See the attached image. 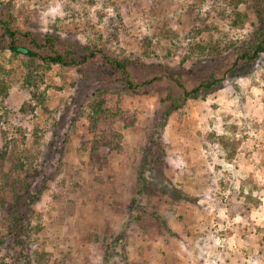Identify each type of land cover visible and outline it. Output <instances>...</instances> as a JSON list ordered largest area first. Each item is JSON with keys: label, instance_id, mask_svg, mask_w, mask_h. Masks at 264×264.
I'll list each match as a JSON object with an SVG mask.
<instances>
[{"label": "rangeland", "instance_id": "obj_1", "mask_svg": "<svg viewBox=\"0 0 264 264\" xmlns=\"http://www.w3.org/2000/svg\"><path fill=\"white\" fill-rule=\"evenodd\" d=\"M6 8L22 32L51 35L57 50L97 49L126 60L135 84L153 81L128 90L102 55L52 65L40 86L46 111L24 115L26 58L0 44V65L14 74L0 152L3 130L19 139L0 160V264H264V50L240 58L264 33V0H0ZM212 78V91L168 115L164 154L142 170L145 182H169L190 199L137 194L163 101ZM95 97L132 119L115 125L122 138L102 167L88 144L86 104ZM30 192L29 240L16 245L9 209L23 213Z\"/></svg>", "mask_w": 264, "mask_h": 264}, {"label": "trees", "instance_id": "obj_2", "mask_svg": "<svg viewBox=\"0 0 264 264\" xmlns=\"http://www.w3.org/2000/svg\"><path fill=\"white\" fill-rule=\"evenodd\" d=\"M6 7V6H5ZM260 15L264 14V8L261 11H257ZM0 44L3 50H8L14 58H19L24 56L25 61L22 62L24 74L21 79L20 87L28 92L29 99L26 100L18 112L20 114L27 115L29 113H34L38 108L46 111L45 101L46 96L43 91H40V86L44 82L45 72L50 69L52 65H58L61 67H73L84 65L88 61L95 59L98 55H102L103 60L109 64L114 69L121 72L124 76V81L127 83L128 90H135L140 86L150 84L152 80L145 81L141 84H135L132 82L130 75L128 73L127 61L117 60L103 54L102 51L93 49L90 47H82V52L77 54L75 51L71 54L69 50H57L55 46L56 39L49 34H43L40 40L34 38L30 32H22L16 25H14V18L7 8L5 10H0ZM260 41L254 46L252 54L245 52L241 55V59L246 61H252L264 50V33L261 34ZM29 42V46L25 42ZM42 41V42H41ZM68 49V48H66ZM72 50L73 46H69ZM45 50V52H41ZM77 58H72V56ZM236 67V62L233 64L234 69ZM14 80V74L12 70L5 69L0 65V123L6 121L10 117V111L6 107V103L11 98L9 90ZM218 84V80L212 78L208 81L202 82L191 90H186L183 88L182 96L178 99H167L163 101V115H160L161 119L158 128L154 129L148 136V144L144 149V156L141 162L140 177L138 180V186L136 193H142L146 188H152V190L159 189V191L164 193H170L174 199L177 200H187L190 199L188 194H185L181 190L174 188L169 182H162L156 184L154 180L150 182H145L143 178L142 170L152 171V166L154 164L153 156L164 154L161 143V132L164 128V123L166 118L171 112H174L178 107V102H185L187 100H195L199 96H202ZM182 87V86H181ZM94 96V95H93ZM170 104V106L167 105ZM88 108V113L86 114L88 120V130L92 134V141L89 142L90 156L93 158L98 167H102L106 161L105 150H109L113 147H119L121 141V134L114 130L115 125L118 122H122L125 127L132 125V119L125 114L120 108L113 109L110 105V101L107 98H97L90 100L86 104ZM4 119V120H3ZM6 123V122H5ZM157 126V125H156ZM19 135L24 140V134L18 125L15 126ZM4 143V150L0 152V160H4L8 155V152H14L13 149L18 147V138H8V130H3L1 134ZM101 150L104 152L101 153ZM23 151H28L24 150ZM25 157V156H24ZM153 161V162H152ZM20 169L19 167H16ZM24 168V166L22 167ZM21 168V170H22ZM11 173H13L11 171ZM9 179V178H7ZM4 183L7 186V180ZM34 193H28L25 198V211L21 213L17 207H11L9 209L10 213V228L11 235L16 245H24L27 240H29V232L26 229L29 226L27 221L28 211H30L31 205L37 200V196H33ZM40 194V190L37 191L36 195ZM137 204V200H136Z\"/></svg>", "mask_w": 264, "mask_h": 264}]
</instances>
